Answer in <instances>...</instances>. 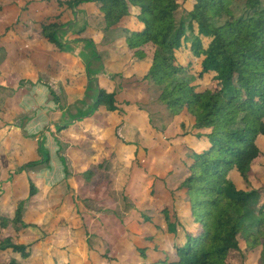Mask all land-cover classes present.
Returning <instances> with one entry per match:
<instances>
[{
    "label": "trees",
    "instance_id": "trees-1",
    "mask_svg": "<svg viewBox=\"0 0 264 264\" xmlns=\"http://www.w3.org/2000/svg\"><path fill=\"white\" fill-rule=\"evenodd\" d=\"M76 11L94 13L77 30L76 25L66 30ZM12 33L26 44H37L21 52L23 64L6 63L5 41ZM94 33L101 34L99 40ZM72 42L83 44L90 60L79 59L64 76L62 94L78 91L85 78L89 89L95 86L90 80L96 75L93 64L103 65L101 47L110 49L129 59L114 76L120 78L121 91L133 94V88H151L173 116L174 127L159 129L148 121L143 128L170 147L162 177L143 166L150 161L148 148L143 149L146 157L137 153L131 159L133 188H127V195L146 211L132 208L120 219V244L128 251L127 259L107 249L98 255L100 261L88 257L87 262L245 264L243 240L248 249L259 252V264H264V186L255 188L251 182L253 168L264 156L258 145L264 139V0H0V90L14 83L46 85L61 105L60 95L38 71L48 64L51 72H61L52 58L74 54L76 47H68ZM18 44H13L16 58L21 54ZM38 51L44 65L35 62ZM114 77L106 84L111 90L96 85L91 111L116 114L122 125L130 116L126 107L136 104L128 96L120 98ZM7 107L0 108V126ZM116 138L121 140L118 134ZM125 144L139 147L134 140ZM37 165L29 163L22 172ZM95 168L101 170L104 164ZM94 176V169L83 173L89 182ZM25 182L28 198L17 200L12 216L0 211V264H36L34 248L45 240H22L34 227L26 222L25 206L38 193L30 177ZM3 252H10V258L2 259Z\"/></svg>",
    "mask_w": 264,
    "mask_h": 264
},
{
    "label": "crops",
    "instance_id": "crops-1",
    "mask_svg": "<svg viewBox=\"0 0 264 264\" xmlns=\"http://www.w3.org/2000/svg\"><path fill=\"white\" fill-rule=\"evenodd\" d=\"M92 13H94V11H86L82 13L76 11L75 20L66 28V30H70L71 25L75 26L80 24L81 26L83 21H91ZM73 29L76 30V27ZM12 34L14 35L11 39L5 41L7 48L9 49V58L6 60V63L12 64L13 62L16 63V65L23 64L24 55L21 52L28 50L30 47H36L37 44H26L24 38L19 40L15 33ZM94 37L99 40L101 34L94 33ZM16 42H19L18 45L21 53L18 57L19 59L16 58V47L13 45ZM68 47H76L73 52L74 54L65 53L62 54V56L55 55L52 58L61 69V72L58 74L51 72L48 64L44 65L42 63L45 59L42 58V54H38L39 51L36 55H39L40 58L37 59V57H35V62L37 61L39 65L41 63L44 65L39 68V76L48 86L60 95V98L62 99L61 105L53 101V98H50L52 95L46 85L33 87L31 85H20L17 83V86L7 88L14 89V92L19 94L16 102H14L13 105L11 102H8L9 99H6V102L1 107L3 108L6 105L9 106V109L7 107V111L3 114V124L0 126V148L8 149L13 155L16 165L11 167V169L6 168L0 150V211L3 214L7 213L4 209L9 207L14 209V213L17 206V200L28 198L25 178L26 176L30 177L36 184L38 193L36 196L31 197L27 203L25 219L28 224L31 223L34 227L29 228V234H22V238H31L29 240H32L45 237V240L39 246L35 247L37 251H33L36 256L35 261L42 259L45 263L51 256H55V249L50 243L52 240L51 233L54 230V223L57 224L59 221L66 220V218H61L56 221L54 215L50 213V210L59 214L71 205V208L74 207L77 212H80L78 217H81V219L78 220L77 228L85 236L86 242L89 243L90 236L100 239V232L93 235L92 232H87L86 223L96 217V221L101 225L103 224V220L100 216L89 215V213H86L85 209L79 204L77 196L78 189L76 187L77 185L74 187V184L77 180L82 183V179H84L83 173L90 169H94L96 175L95 170H100L95 169L98 165L104 164V168L101 170H106V164L110 162V160L105 157L107 154V145H113L111 160H113L112 157H114L117 161H121L122 154L125 151L124 148L130 149L132 153L131 159L134 158L137 153L141 158L146 157V155H143L145 154L143 149L148 148L150 161L148 162L145 160L143 166H149L151 174H157L160 177L166 172L165 162H169L168 154H170V147L168 145L165 146L159 143L156 139L152 138V136L146 135L144 132V135H141L143 129L140 130L139 128L140 122H143L142 128H144L146 122L150 121V118L148 114L145 116L142 111H139L136 106L132 105L126 107L130 116L124 118L125 123L122 125V118L116 114L105 115L104 111L94 113L91 111L94 98L97 95L96 85L107 88L106 84L109 80H111L118 71L123 70L127 63H129L128 57L126 59L124 56L117 57L110 49H104L101 47L100 56H102L103 65L96 62L93 64V69L96 71V75L90 76V80H95L96 94L93 96L92 105L89 107L88 112H82V110L78 109V104L81 100L87 98V94H89L90 91L94 92L89 89V80L85 78L86 81L84 82V85L81 86L78 91L69 90L67 92L65 91L64 94L61 93L64 76L73 72L79 59L83 61L80 56L81 53H85L90 57L83 44L74 45L72 42L69 43ZM46 62L48 63L47 60ZM112 84H116L114 88L118 87L117 89L120 92L119 96L122 100L126 99L124 96H130L131 93H127V90L121 91L119 77H114ZM34 105H37L41 111L35 112L30 116L31 118L28 120L29 134H24L20 129L21 127H24L26 117H23L22 115L25 109H31ZM86 113L89 114L85 115ZM133 114H137L138 116ZM80 115H84L83 119L77 121L76 117H79ZM17 116L22 117L17 118ZM132 117L136 120H132ZM103 119H105L107 123H104ZM70 124L71 126L64 131L57 130V127H64ZM97 131H99L97 137H93L92 133ZM102 132L107 136L101 138ZM119 132L124 133V136L122 135L121 137H125V139L117 140L116 134H119ZM45 133H49L51 136L52 139L50 140V143L46 144V141H43L42 135ZM132 140L137 141L139 147L125 144V142L128 143ZM87 147H89L88 149L90 150H88ZM69 156H78V158H80L77 171H73L69 167ZM48 158L50 159V163H47ZM105 159L107 161H105ZM32 162H36L38 165L34 167V169H26L25 172H22V170ZM86 163H88L89 166H85L84 164ZM156 165L159 168L156 167ZM17 173L19 175L16 176ZM68 219L71 221L76 220L73 218ZM138 226L139 225L135 226L136 229ZM43 230L46 231V236L43 233ZM123 237L124 234L122 232L121 236H115V240L122 242L124 239ZM74 240L80 241L77 237H74ZM102 240L107 241L103 236ZM119 247L120 253L112 255V252L110 251L111 255L120 260H126L128 251L121 244ZM107 249L109 248H106L105 251ZM105 251L102 252L99 248L88 245L85 250V260L87 261L88 257L93 258L92 256L95 254L94 256L100 261L98 255H102ZM121 253L125 254V257L123 255L121 256ZM76 256L79 257V253H77ZM122 257H124V259H121Z\"/></svg>",
    "mask_w": 264,
    "mask_h": 264
},
{
    "label": "rangeland",
    "instance_id": "rangeland-1",
    "mask_svg": "<svg viewBox=\"0 0 264 264\" xmlns=\"http://www.w3.org/2000/svg\"><path fill=\"white\" fill-rule=\"evenodd\" d=\"M182 1L184 2L185 0ZM183 11L184 10L180 11L179 13L180 18L185 14ZM79 26L80 24H77L75 26L76 30L79 28ZM12 82L14 83V81ZM134 85L135 83H131V86L135 87ZM15 86H17V83L11 84V87ZM91 90L94 92L90 91V93L87 94V98L81 100L78 104V109L82 110V112H88L89 107L92 105L93 96H95L96 94L95 86H92ZM154 95L155 96H153L152 94L151 88L146 91V86H141L139 88H133V94L131 93L128 97H130L132 103L136 104L134 105L136 106V108L141 107L140 111H142L145 116L146 114H149V118L151 121L150 124L158 127L159 129H174L173 125L171 126L173 116L169 113L164 104L157 101V95L155 93ZM18 96L19 94H16L14 92V89H6L5 91L0 90V108L4 105L6 99H9L8 102H11V104L14 105V102H16ZM50 98H53V96H50ZM40 111L41 109H39L37 105H34L31 109H25L22 115L23 117H26L25 125L20 129L22 133L29 134L28 120L31 118L30 116L32 114ZM22 116H17V118ZM103 122L107 123L105 119H103ZM142 124L143 122L141 121L139 124L140 130L143 129ZM148 129L151 131V127ZM148 129L147 131L150 132ZM175 129L178 130L179 128L177 127ZM98 133L99 131L93 132L92 136L97 137ZM141 133V135H144L143 131H141ZM118 135L121 137L122 135L124 136V133L119 132ZM106 136L107 135L102 132L101 138ZM42 138L44 142L46 141V144L50 143V140L52 139L49 133L43 134ZM121 139H125V137H121ZM258 145L264 155L263 138L259 140ZM112 147L113 145L106 146L107 154L105 155V157L106 159L110 160V162L106 164V170H95L96 175L90 182L83 177L84 179H82V183L77 180L78 182L76 181V183L74 184V187L77 185L76 187L78 189L77 196L79 204H81L82 208L85 209L86 213H89V215L100 216V218H102L103 220V224L101 225H99V223L96 221V217L91 221H87L86 223L87 232H92V235L100 232V239L90 236L89 243L86 242L85 236L77 228L78 220L81 219V217H78L80 212H77L74 207L71 208V205H67L68 208L59 214L55 213V211L50 210V213L54 215L56 221L60 220L61 218H66V220L59 221L57 222V224L54 223V230L51 233L52 240L50 243L55 249V256H51L47 260L46 264H89L85 260V250L87 249L88 245L99 248L102 252H104L106 248H109V250L112 252V255L120 253V241L115 240V236L119 237L122 235L120 219L126 217L130 212H132V208L136 209L138 207L141 208L142 211H146V208L144 206L142 207L141 204L136 203L133 198L127 195V188H133V185H131V173L129 172L130 159L132 157L130 149L124 148L125 151L122 154L121 161H117V159H114V157H112V159L114 160L113 162V160H111V155L113 153ZM88 148L89 147H87V149ZM0 150L5 167L8 169L14 167L16 164L14 162L13 155L8 151V149H3L1 147ZM77 158L78 156L68 157L69 167L73 171H77L78 169L80 158ZM86 164L84 165L89 166L88 163ZM29 169L34 168H28V170ZM251 182L255 188L264 186V156L257 161V165L253 168ZM162 188L163 185H161L160 190ZM123 194L125 197L123 196ZM4 210L9 216H11L14 209L7 207ZM68 218H73L76 220L71 221ZM43 233L46 236V231L43 230ZM102 236L105 237L107 241L102 240ZM74 237H77V239H79L80 241H75ZM29 239L31 238H22L24 242L29 241ZM241 247L244 251L245 264H259L258 251H251L250 249H248L243 240H241ZM34 251H37L36 248H34ZM77 253H79V257L76 256ZM94 255L92 256L93 261H99ZM122 255L125 257V254L121 253V256ZM10 256V252L1 253V258L4 260H7L8 258H10ZM124 257H122L121 259H124ZM234 261L236 262V260ZM36 264L43 263L37 261Z\"/></svg>",
    "mask_w": 264,
    "mask_h": 264
},
{
    "label": "water",
    "instance_id": "water-1",
    "mask_svg": "<svg viewBox=\"0 0 264 264\" xmlns=\"http://www.w3.org/2000/svg\"><path fill=\"white\" fill-rule=\"evenodd\" d=\"M80 56H81V58L83 59V61L85 63H87L90 60V57L87 54H85V53H81Z\"/></svg>",
    "mask_w": 264,
    "mask_h": 264
}]
</instances>
